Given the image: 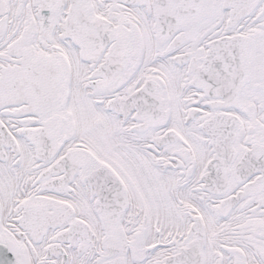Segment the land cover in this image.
I'll return each instance as SVG.
<instances>
[{
  "label": "snow or ice",
  "instance_id": "snow-or-ice-1",
  "mask_svg": "<svg viewBox=\"0 0 264 264\" xmlns=\"http://www.w3.org/2000/svg\"><path fill=\"white\" fill-rule=\"evenodd\" d=\"M0 264H264V0H0Z\"/></svg>",
  "mask_w": 264,
  "mask_h": 264
}]
</instances>
